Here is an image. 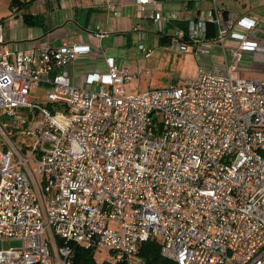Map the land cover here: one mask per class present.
Wrapping results in <instances>:
<instances>
[{"label":"built area","instance_id":"2783aa9c","mask_svg":"<svg viewBox=\"0 0 264 264\" xmlns=\"http://www.w3.org/2000/svg\"><path fill=\"white\" fill-rule=\"evenodd\" d=\"M207 1L212 8L187 21V36L198 58L209 55L204 37L213 24L222 49L227 36L239 41L230 62L224 56L223 67L134 95L122 87L138 74L113 57L105 73L85 76L88 88L71 85L69 66L90 45L9 58L0 26V110L42 117L29 153L17 143L29 134L23 115L10 125L0 117V264H69L70 244L109 250L113 261L105 264H145L147 241L173 264H264V80L234 76L238 50L264 62V39L256 38L264 30ZM150 17L163 27L172 19ZM95 35H104L98 26ZM41 85L47 102H29ZM3 240L21 241L22 250H2Z\"/></svg>","mask_w":264,"mask_h":264},{"label":"crops","instance_id":"0c3cea01","mask_svg":"<svg viewBox=\"0 0 264 264\" xmlns=\"http://www.w3.org/2000/svg\"><path fill=\"white\" fill-rule=\"evenodd\" d=\"M216 4L223 8L226 15L248 17L257 21L258 28L264 30V1L253 5L244 3L242 9L231 8L224 0H220V2L216 0ZM19 7L17 6L16 10L11 12L12 8L9 6L13 16L9 15L7 18L0 19L3 36L2 52L13 59L18 51H27L30 48L38 50L45 47L58 48L63 44L90 45V54L74 61L69 66L71 85L88 88L85 76L92 72L105 73L107 57H113L117 65L122 68L128 60L131 70H138L145 65L147 67L151 65L155 70H158L162 64V44L158 39L160 48L154 52L150 48L155 47L156 44L153 42L150 32L154 28L153 26L157 28L159 38L162 37V34L168 35L173 32L176 34L177 30L181 28L172 24L187 22L189 19L195 20L197 17L205 15L212 8V3L207 0H193L190 7L186 0H156L155 3L146 5L138 4L137 0H37L26 10H17ZM25 13L38 18L41 23L27 26L23 22ZM155 13L171 14L172 19L168 20L164 27L162 24L156 25L150 17ZM97 26L103 31V37H96ZM207 29L208 27H206V32ZM216 37L217 35L207 38L205 35V40L209 41L211 45L214 42L216 46H213L209 55L199 56V58L195 52L196 45L189 38L185 42L180 41L178 37L177 40L187 47L186 51L189 48L193 51L196 60L204 61L201 62L203 64L199 69L215 65L223 67L224 56L230 62V52L233 49H238L239 41L227 36L222 49V46L215 41ZM256 38L264 39L259 30H257ZM150 41L153 42L152 46H150ZM140 44L143 46L147 44V49L152 52L148 58L141 57L142 63L138 57L141 56L140 53L144 55V52L139 48L135 49V46ZM138 52H140L139 55ZM238 52L242 54V60L234 76L247 80H264V62L254 61L252 53L240 50ZM133 85L136 89L132 86L129 88L135 89V94L153 90L150 80L145 78L133 82Z\"/></svg>","mask_w":264,"mask_h":264},{"label":"rangeland","instance_id":"374dc122","mask_svg":"<svg viewBox=\"0 0 264 264\" xmlns=\"http://www.w3.org/2000/svg\"><path fill=\"white\" fill-rule=\"evenodd\" d=\"M220 2V0H217ZM261 1L264 0H224V2L229 5L231 8H237L242 9L244 6V3L246 4H260ZM9 0H0V19L1 18H7V16H13V13L16 10V6L12 7V11L10 12L9 9ZM154 28L151 29V34L153 37V42L156 43L155 47H150L153 49V52L158 50L160 48L158 41L160 40L159 34L157 32V28L153 26ZM164 35V34H162ZM171 36L167 43H162V64L159 67L158 70H155L151 65L148 67L145 65L143 68H139L138 70H131L129 68L130 65L128 64V60H126V65L123 66V69L126 70L129 74L136 75L138 74L137 78H135L133 81L126 83L123 85L122 89L126 91L128 95H134L136 92V88L133 85V82L139 80V79H148L151 82V89H165L170 88L176 85H179L185 81L193 79L195 76L197 70L200 66H202L201 62L204 61H198L196 60V57L193 55V51L189 48L186 52H179L177 46L180 45V42H178L177 37L175 33L168 34L167 36ZM159 39V40H158ZM152 41H150L152 46ZM215 47L216 44L212 42V47ZM144 47L147 49V44H144ZM138 46H135V49H137ZM140 52H138L139 55ZM141 56L138 57L140 62L142 63L143 60H141V57L143 53H140ZM144 59V57H143ZM202 60V59H201ZM130 62V61H129ZM215 63V62H213ZM212 63V64H213ZM142 67V65H139ZM209 66V65H208ZM150 71L151 75L147 76L145 75L146 71ZM132 86L131 88H129ZM48 90V88L45 85H41L39 88L34 89L31 91V94L29 95V102H36V103H43L45 104L47 100L45 99V92ZM14 113L18 115V117L14 116ZM20 115H23V118L26 123V130H28V135H20V137L17 139V143L23 147L24 151L29 153L32 148H35L39 144V140L37 136L34 134L35 128L38 125V123L41 120V115L36 114L34 117H28L26 110L24 109H17L14 112H7L4 110H0V117L3 116L4 119H6V123L10 125L13 121L12 117L19 118ZM22 242L19 240H3L1 244L2 250H14V251H21L22 250ZM95 261L98 264H105V262H112L113 261V255L109 250H97L94 253Z\"/></svg>","mask_w":264,"mask_h":264},{"label":"trees","instance_id":"16d2710c","mask_svg":"<svg viewBox=\"0 0 264 264\" xmlns=\"http://www.w3.org/2000/svg\"><path fill=\"white\" fill-rule=\"evenodd\" d=\"M37 0H11L10 1V7L12 8L13 6H20L17 10H26L28 9L34 2ZM187 5L191 7L193 0H186ZM23 22L27 26H34V25H39L41 22L38 21V18H34L33 15L29 13H25L23 15ZM173 26L179 27L184 31V37L180 39V41L185 42L187 41V25L188 22L182 21V22H177L172 24ZM207 32H206V37H214L217 35V30L215 26L212 24H207ZM160 41L161 44L167 43L168 40L170 41L171 36L167 35H161ZM172 38V37H171ZM171 42V41H170ZM72 248V255L70 257V262L69 264H98L95 261L94 257V251L93 250H87L84 249L83 247L77 246L70 244ZM140 256L144 259L145 264H173L170 263L166 260H164L160 256V248L157 245V243L153 241H147L141 245L140 248Z\"/></svg>","mask_w":264,"mask_h":264}]
</instances>
